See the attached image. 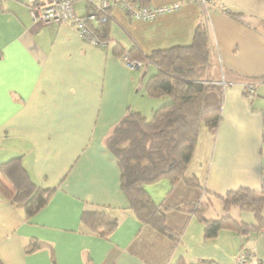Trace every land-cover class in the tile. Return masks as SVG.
<instances>
[{
  "label": "crops",
  "instance_id": "crops-1",
  "mask_svg": "<svg viewBox=\"0 0 264 264\" xmlns=\"http://www.w3.org/2000/svg\"><path fill=\"white\" fill-rule=\"evenodd\" d=\"M29 1L0 0V166L19 159L34 184L55 191L31 218L0 192L1 264H53L51 248L56 264H229L245 247L257 257L230 226L206 241L196 208L218 220L221 197L264 189V0H212L208 16L198 0H150L152 7L179 9L149 21L114 8L104 49L71 25L34 23ZM74 9L90 12L81 0ZM201 24L224 85L217 132L202 127L185 173L200 186L168 179L145 186L179 236L174 242L135 216L107 141L131 112L151 120L169 102L146 92L148 65L131 68L122 56L190 46ZM248 83L256 84L252 98ZM0 181L13 191L5 177ZM86 211L117 218L116 230L109 238L90 232ZM231 215L255 224L239 208ZM32 240L48 247L26 253Z\"/></svg>",
  "mask_w": 264,
  "mask_h": 264
},
{
  "label": "trees",
  "instance_id": "trees-1",
  "mask_svg": "<svg viewBox=\"0 0 264 264\" xmlns=\"http://www.w3.org/2000/svg\"><path fill=\"white\" fill-rule=\"evenodd\" d=\"M138 2L140 6H149L150 0ZM112 10L100 13L96 21L90 24L95 35L108 43ZM125 54L139 62L142 69L150 64L156 68V72L145 82L146 92L153 97L168 98L169 102L156 110L151 120L131 112L113 130L107 146L118 161L121 190L135 216L143 224L177 242L179 236L167 227L165 215L145 186L163 179L170 180L172 184L183 180L189 186H200L196 179L185 176L186 169L202 127H207L214 134L217 132L222 119L223 102V85L219 83L221 81L212 56L209 32L201 24L196 28L190 46L155 51L150 56H132L131 51ZM248 84L256 86L255 83ZM0 175L13 187V191H10L0 181V192L10 203L23 208L27 218L46 207L55 191L34 184L27 171L21 167L19 159L2 164ZM221 198L225 213L218 220L204 219L202 215L206 208H196L204 223L206 241L216 238L222 228L229 226L248 238L264 232V189L257 192L244 188L231 191ZM233 208L252 213L255 224L234 219L231 215ZM82 222L90 232L105 238H109L118 226L117 218L104 211H86L82 214ZM44 247L48 245L32 240L25 252L33 253ZM51 259L56 264L52 248ZM260 261L264 264V261Z\"/></svg>",
  "mask_w": 264,
  "mask_h": 264
},
{
  "label": "built area",
  "instance_id": "built-area-1",
  "mask_svg": "<svg viewBox=\"0 0 264 264\" xmlns=\"http://www.w3.org/2000/svg\"><path fill=\"white\" fill-rule=\"evenodd\" d=\"M78 1L80 0H30L28 7L34 23L71 25L86 42L103 49L108 46V42L99 39L90 27L91 22L96 21L100 13L105 14L111 9L121 7L131 18L138 21H149L179 9L178 4L162 7L140 6L137 3L138 0H81L86 2L90 12L79 16L74 9ZM198 2L204 14L208 16L212 0H198ZM122 58L131 68L141 67V64L131 60L128 54H124ZM221 84L224 85V83ZM254 92L255 86L245 85V94L249 98L253 97ZM229 264H261V261L252 251L242 248Z\"/></svg>",
  "mask_w": 264,
  "mask_h": 264
},
{
  "label": "rangeland",
  "instance_id": "rangeland-1",
  "mask_svg": "<svg viewBox=\"0 0 264 264\" xmlns=\"http://www.w3.org/2000/svg\"><path fill=\"white\" fill-rule=\"evenodd\" d=\"M149 66V70H148V73H147V77L149 78V76H151L152 75V72H153V70L155 69V68H153V66H151V65H148ZM155 72H156V69H155ZM263 156H264V153H263ZM244 212V211H243ZM245 214H247L248 216H250L251 217V219H253L254 221H255V218H254V216H253V214L252 213H250V212H248V211H245L244 212ZM236 214V213H235ZM236 216V215H235ZM263 216H264V212H263ZM237 218V217H236ZM256 222V221H255ZM243 236V235H242ZM262 237L260 238V237H257V238H248V237H246V236H244L243 237V240H244V242L243 243H245V245L247 246V247H250V248H252V249H254V252L258 255L257 257H258V259H261L262 261H264V234L263 235H261ZM224 237V236H223ZM260 238V240L256 243L257 245H254V242L255 241H257L258 239ZM223 239V238H222ZM222 239H221V241H222ZM229 241V239H227V238H224V242H228ZM245 247V246H244ZM246 248V247H245Z\"/></svg>",
  "mask_w": 264,
  "mask_h": 264
}]
</instances>
